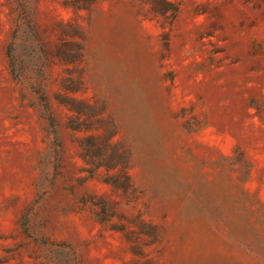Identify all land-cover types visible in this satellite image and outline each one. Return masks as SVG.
Returning a JSON list of instances; mask_svg holds the SVG:
<instances>
[{
	"label": "rangeland",
	"instance_id": "1",
	"mask_svg": "<svg viewBox=\"0 0 264 264\" xmlns=\"http://www.w3.org/2000/svg\"><path fill=\"white\" fill-rule=\"evenodd\" d=\"M0 264H264V0H0Z\"/></svg>",
	"mask_w": 264,
	"mask_h": 264
}]
</instances>
